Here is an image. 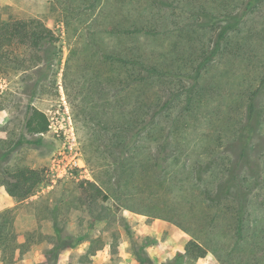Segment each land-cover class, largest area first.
<instances>
[{"label":"rangeland","instance_id":"rangeland-1","mask_svg":"<svg viewBox=\"0 0 264 264\" xmlns=\"http://www.w3.org/2000/svg\"><path fill=\"white\" fill-rule=\"evenodd\" d=\"M19 21L55 49L10 41ZM25 168L45 185L18 203L4 183ZM6 213L4 264H140L141 247L145 264H264V0H0ZM167 222L209 257L176 261Z\"/></svg>","mask_w":264,"mask_h":264},{"label":"trees","instance_id":"trees-1","mask_svg":"<svg viewBox=\"0 0 264 264\" xmlns=\"http://www.w3.org/2000/svg\"><path fill=\"white\" fill-rule=\"evenodd\" d=\"M252 4L253 2H250L248 6L250 7L252 6ZM232 18H236V21L233 24L228 25L224 27L223 30H221V32L219 33L217 47H219L220 42L226 37L228 32L239 25L240 20L237 19V16H232ZM41 31L28 30V23L20 22V21L12 24L11 26L6 27V35L10 41L13 39H18L20 41H25L28 39L31 40L32 41L31 43L36 47H40L43 44V45H49L50 48L54 47L55 49L54 36L52 32L45 27L42 28ZM136 31L141 32L142 30L136 29ZM45 32L47 34H45ZM213 53L214 56L216 54V50ZM46 62H48L47 58H46ZM250 109H251L250 117L252 118L255 111V107L251 106ZM27 122H28L27 125L29 128V132L34 136H42L49 130V122L47 117L45 116V114L39 112L38 110L33 109L31 111L27 119ZM39 141L40 139H36L34 141H30L29 143L39 144ZM162 148L164 149L165 145ZM9 178H11V180L6 181L4 183V187L8 195L16 199L18 202H24L28 200L37 192H39V189H41L45 185V171L34 170L31 168L20 169L15 171L14 173H10ZM87 185H89L91 188L90 197H92V199H97L99 197H101L102 200L109 199L108 196L105 194L104 190L96 183L87 182ZM230 189L231 187H228L227 190H225L226 191L225 193H230ZM246 195H247L246 192H243V190L241 189H239L237 192V197H242V196L245 197ZM242 208H244L243 204L241 205V212L239 211V216H238V231H241L242 224L244 223ZM12 211L13 210H10V212ZM8 215L9 213L2 215L0 214V251H2L3 264L6 262L5 260L6 251L8 249H11V241L14 240L15 244L17 243V238L15 236L12 237L14 231L12 229H9L10 220L8 218ZM208 254H209L208 249L203 247V245L200 244L197 240L191 239L186 245L185 253L177 254L175 259L176 261L177 260L181 261L187 258V259H191L192 261H197L206 258ZM10 258H11L10 262L15 263L16 261L15 250L13 252L12 251L10 252ZM136 258L140 264H145L146 262H148L146 254L144 252V247H141L137 251ZM220 262L221 264H223L221 259Z\"/></svg>","mask_w":264,"mask_h":264},{"label":"crops","instance_id":"crops-1","mask_svg":"<svg viewBox=\"0 0 264 264\" xmlns=\"http://www.w3.org/2000/svg\"><path fill=\"white\" fill-rule=\"evenodd\" d=\"M14 200L17 201L16 199H14ZM18 203H22V202H18ZM166 224L169 225L168 226L169 228L167 227V229H168V235H167L166 241H164V242L165 243H168V244L169 243H173L171 240L174 238V235L178 236V238H180V241L177 242L179 244H176V246H177V248L178 247L179 248H178V250L175 253H177V254L178 253L184 254L185 253V249H186V245L190 241L189 239L183 238L184 236H182V234L183 235H186V231H184L183 229H181L180 227H178L176 225H173L170 222H167ZM159 244H163V242L161 243V241H160ZM170 245H173V244H170ZM208 257H209V254H208V256L206 258H208ZM206 258H204V259H206ZM200 260H203V259H200ZM162 263H163V261H159V264H162Z\"/></svg>","mask_w":264,"mask_h":264},{"label":"built area","instance_id":"built-area-1","mask_svg":"<svg viewBox=\"0 0 264 264\" xmlns=\"http://www.w3.org/2000/svg\"><path fill=\"white\" fill-rule=\"evenodd\" d=\"M64 175H67V172L66 171L63 174H59L58 177L61 178V177H64Z\"/></svg>","mask_w":264,"mask_h":264}]
</instances>
